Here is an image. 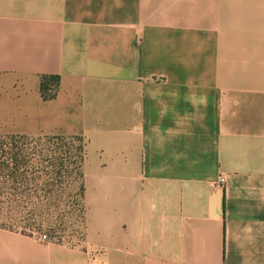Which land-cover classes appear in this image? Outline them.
Masks as SVG:
<instances>
[{
  "label": "crops",
  "instance_id": "obj_1",
  "mask_svg": "<svg viewBox=\"0 0 264 264\" xmlns=\"http://www.w3.org/2000/svg\"><path fill=\"white\" fill-rule=\"evenodd\" d=\"M13 133L83 136L84 235L0 264H264V0H0Z\"/></svg>",
  "mask_w": 264,
  "mask_h": 264
},
{
  "label": "rangeland",
  "instance_id": "obj_2",
  "mask_svg": "<svg viewBox=\"0 0 264 264\" xmlns=\"http://www.w3.org/2000/svg\"><path fill=\"white\" fill-rule=\"evenodd\" d=\"M80 137L59 139L50 134L30 139L27 143L33 155L30 165L40 168V172H27L31 180L25 182H30V188H13L15 179L0 171V186L3 187L0 224L45 232L70 243L81 242L84 235L83 178L77 162L80 146L85 141Z\"/></svg>",
  "mask_w": 264,
  "mask_h": 264
},
{
  "label": "trees",
  "instance_id": "obj_3",
  "mask_svg": "<svg viewBox=\"0 0 264 264\" xmlns=\"http://www.w3.org/2000/svg\"><path fill=\"white\" fill-rule=\"evenodd\" d=\"M58 83H59V75L43 76V80L41 83V89H42L43 96L45 98H50L54 96V91L53 90L50 91V89L56 88ZM51 135H54L55 137L59 139L68 137V136L60 135V134H51ZM74 136H79V137L81 136L80 138H82V135H74ZM32 138H35V136H29V135L19 134V133L0 134V171L5 172L6 174L12 176L15 179L16 186H13V188L24 187V186L30 188L28 184L30 182H25L27 180L28 181L31 180L30 174L27 177L28 175L27 172L30 173V171L32 170L33 172H36V171L40 172V168L38 167L36 168L34 164H32V166L30 165L31 156L33 155L31 151L28 149L29 146L27 145V143H30V139ZM85 154H86V150H85V144H84L80 146L79 160L77 162L78 163L77 165L79 167V173L82 178H83L82 168H83V163L85 160ZM29 165L31 168L29 167ZM29 168L31 170H29ZM33 187L35 186H32V188ZM1 188L3 187L0 186V192H1ZM81 194L83 198V195H84L83 180L81 183ZM1 225L8 226L5 224H1ZM9 227H13V226L9 225Z\"/></svg>",
  "mask_w": 264,
  "mask_h": 264
},
{
  "label": "built area",
  "instance_id": "obj_4",
  "mask_svg": "<svg viewBox=\"0 0 264 264\" xmlns=\"http://www.w3.org/2000/svg\"><path fill=\"white\" fill-rule=\"evenodd\" d=\"M222 181H223V178H222ZM39 237L41 239H50V236L47 233H45V232L39 234ZM90 264H104V263L100 262V261L92 260V262Z\"/></svg>",
  "mask_w": 264,
  "mask_h": 264
}]
</instances>
